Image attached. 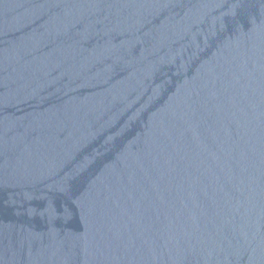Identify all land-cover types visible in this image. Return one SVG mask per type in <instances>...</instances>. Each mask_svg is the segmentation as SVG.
I'll return each instance as SVG.
<instances>
[{
  "label": "water",
  "instance_id": "obj_1",
  "mask_svg": "<svg viewBox=\"0 0 264 264\" xmlns=\"http://www.w3.org/2000/svg\"><path fill=\"white\" fill-rule=\"evenodd\" d=\"M0 264H264V0H0Z\"/></svg>",
  "mask_w": 264,
  "mask_h": 264
}]
</instances>
